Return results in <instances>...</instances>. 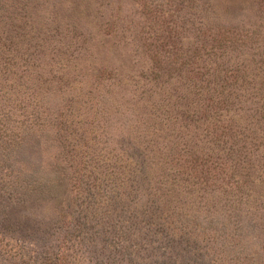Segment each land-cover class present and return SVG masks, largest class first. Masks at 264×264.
Listing matches in <instances>:
<instances>
[{
  "label": "rangeland",
  "instance_id": "rangeland-1",
  "mask_svg": "<svg viewBox=\"0 0 264 264\" xmlns=\"http://www.w3.org/2000/svg\"><path fill=\"white\" fill-rule=\"evenodd\" d=\"M205 7L209 10L201 12ZM201 18L213 28L260 32V38L246 37L245 43L249 53L264 58V0H0V59L13 64L12 72L43 83L42 104L56 108L66 92L72 100H64L66 120L57 124L56 136L44 135V152L33 156L39 164L30 166L46 183L56 170L61 180L47 187L38 207L29 204L23 217L14 214L18 225L0 228V264L195 260L189 255L191 239L183 238L179 249H171V240H144L148 229L131 224V215L146 208L141 206L144 199L138 200L144 189L141 184L124 185L129 170L135 174L137 155L135 146L126 151L129 124L122 109L115 108H130L120 94L130 87L129 77L145 83L152 68L151 49L157 47L158 57L166 62L168 48H178L179 59L192 42L201 40L196 31ZM163 68L165 63L155 70L163 74ZM96 105L107 107L109 117L94 113ZM198 217L202 228L211 226L205 223L211 219L201 213ZM260 231L255 240H246V251L231 252V264H264ZM194 245L203 247V242L196 237ZM196 253L199 264H212L216 258L204 250ZM226 258L221 254V264H229Z\"/></svg>",
  "mask_w": 264,
  "mask_h": 264
},
{
  "label": "trees",
  "instance_id": "trees-1",
  "mask_svg": "<svg viewBox=\"0 0 264 264\" xmlns=\"http://www.w3.org/2000/svg\"><path fill=\"white\" fill-rule=\"evenodd\" d=\"M198 24L201 40L182 57L170 47L164 62L155 47L145 83L127 78L130 87L120 96L130 108L115 110L122 109L129 124L126 151L135 146L137 166L132 164L135 174L129 170L124 185L144 189L138 200L146 208L130 219L148 229L144 240H171L168 247L179 249L183 238L191 239V264H199L196 252L203 250L216 255L212 264H221V254L231 264V252L246 251V240H255L260 228L264 233V58L249 53L245 43L261 34L213 28L204 18ZM162 63L166 74L155 70ZM12 65L0 59V228L18 225L14 214L23 217L29 204L38 207L45 200L48 186L59 184L57 170L46 183L30 166L39 164L33 156L44 152V135L56 136L57 124L66 120L64 100L72 101L66 92L56 108L42 104L43 83L12 72ZM97 105L94 113L109 117L108 108ZM200 213L211 219H204L211 224L206 229L199 225ZM196 237L203 247L194 245Z\"/></svg>",
  "mask_w": 264,
  "mask_h": 264
}]
</instances>
